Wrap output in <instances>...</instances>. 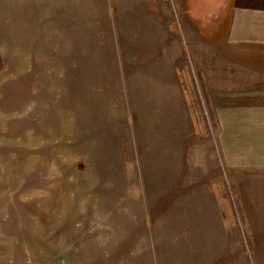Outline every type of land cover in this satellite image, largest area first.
<instances>
[{"label": "rangeland", "instance_id": "obj_1", "mask_svg": "<svg viewBox=\"0 0 264 264\" xmlns=\"http://www.w3.org/2000/svg\"><path fill=\"white\" fill-rule=\"evenodd\" d=\"M227 1L0 0V264H264Z\"/></svg>", "mask_w": 264, "mask_h": 264}, {"label": "crops", "instance_id": "obj_2", "mask_svg": "<svg viewBox=\"0 0 264 264\" xmlns=\"http://www.w3.org/2000/svg\"><path fill=\"white\" fill-rule=\"evenodd\" d=\"M259 3L243 6L237 0H228L225 7L229 9L233 4L234 8L230 13V28L223 36H227V45L244 47L246 58L241 56L244 65L240 70L249 75H244L243 79L248 76V80H255L259 89L249 93L253 98L248 95V98H240L239 94L236 100L235 94L236 98L230 102L233 105H218L217 110L218 130H233L234 138L239 140L233 143L232 149L239 152L247 149L250 165L264 168V0Z\"/></svg>", "mask_w": 264, "mask_h": 264}]
</instances>
